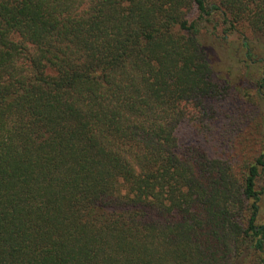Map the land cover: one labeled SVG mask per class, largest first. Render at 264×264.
Listing matches in <instances>:
<instances>
[{
    "label": "trees",
    "instance_id": "16d2710c",
    "mask_svg": "<svg viewBox=\"0 0 264 264\" xmlns=\"http://www.w3.org/2000/svg\"><path fill=\"white\" fill-rule=\"evenodd\" d=\"M210 18L264 40V0H0V264H264V61L217 78Z\"/></svg>",
    "mask_w": 264,
    "mask_h": 264
},
{
    "label": "rangeland",
    "instance_id": "374dc122",
    "mask_svg": "<svg viewBox=\"0 0 264 264\" xmlns=\"http://www.w3.org/2000/svg\"><path fill=\"white\" fill-rule=\"evenodd\" d=\"M196 17L194 10L189 14V18ZM215 18H210L202 26L201 43L206 51L208 61L217 78L227 81L232 85L251 88L254 82L259 78L261 72V64L259 60L264 61V40L255 39L251 35L248 37V46L242 47L243 39L241 34L224 32L223 27L219 26L213 30ZM246 49L251 50L252 56H246ZM260 105L264 111V97L260 100ZM224 119L219 121L218 127L228 129ZM237 140L230 142L228 150L232 156H235L237 150L231 148L232 144ZM213 151V150H212ZM259 221L264 222V202L259 215Z\"/></svg>",
    "mask_w": 264,
    "mask_h": 264
}]
</instances>
